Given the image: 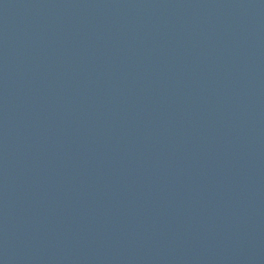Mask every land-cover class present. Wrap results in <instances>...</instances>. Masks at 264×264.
Wrapping results in <instances>:
<instances>
[{
    "label": "water",
    "instance_id": "water-1",
    "mask_svg": "<svg viewBox=\"0 0 264 264\" xmlns=\"http://www.w3.org/2000/svg\"><path fill=\"white\" fill-rule=\"evenodd\" d=\"M0 264H264V0H0Z\"/></svg>",
    "mask_w": 264,
    "mask_h": 264
}]
</instances>
